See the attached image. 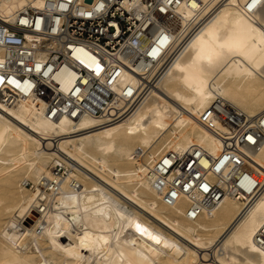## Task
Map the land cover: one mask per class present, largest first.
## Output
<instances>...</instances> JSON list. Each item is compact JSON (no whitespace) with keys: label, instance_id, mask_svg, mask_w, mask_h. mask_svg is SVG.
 Instances as JSON below:
<instances>
[{"label":"bare ground","instance_id":"6f19581e","mask_svg":"<svg viewBox=\"0 0 264 264\" xmlns=\"http://www.w3.org/2000/svg\"><path fill=\"white\" fill-rule=\"evenodd\" d=\"M124 1L148 10L145 0ZM163 1L157 12L180 30L166 49L175 56L123 119L107 124L87 114L49 119L33 93L2 89L0 264H264V186L258 193L264 181V135L257 140L246 135L256 140L248 151L256 185L245 187L248 194L232 186L208 208L198 203L204 197L194 181L195 173L203 172L223 188L222 177L232 164L226 162L217 174L213 169L225 149L201 122L207 107L220 98L247 115L264 110V0ZM24 5L40 8L43 1L0 0V13L9 15ZM193 25L196 31L181 43V31ZM76 54L96 73L101 70L81 51ZM39 73L64 92L77 77L88 81L67 64ZM98 77L105 82L103 74ZM114 81L119 94L128 82L137 83L125 71ZM8 83L27 92L31 80L12 77ZM206 122L223 128L212 112ZM184 150L196 158L194 175L181 182L190 157L183 168L160 177L175 159L166 152ZM157 161L165 166L154 172ZM55 164L68 168L65 176L51 168ZM26 179L32 188L24 186ZM158 179L171 181L172 197L161 196ZM193 201L197 206L190 210Z\"/></svg>","mask_w":264,"mask_h":264},{"label":"built area","instance_id":"2783aa9c","mask_svg":"<svg viewBox=\"0 0 264 264\" xmlns=\"http://www.w3.org/2000/svg\"><path fill=\"white\" fill-rule=\"evenodd\" d=\"M42 1L40 8L24 5L9 15L0 13V74L3 78L0 80V95L4 94L2 89L23 96L33 93L45 104L44 113L49 119L64 115L76 120L80 115L87 114L99 118L102 124L117 122L130 114L148 95L163 69L168 67L175 56L166 49L180 30H176L174 24L157 12L156 7L164 3L163 0H145L148 10L144 12L138 3L128 6L124 0ZM223 1L219 0L220 3ZM169 4L171 1L167 3ZM195 29L193 25L187 31L182 30L181 43L187 42ZM165 32L169 35L167 39H163ZM28 35H34L36 39L28 38ZM154 47L156 50L151 53ZM77 51L84 53L94 63H99L101 70L96 73L90 69L79 59ZM159 59H162L161 62H158ZM63 64L77 69L80 75H87L88 81L82 83L77 77L68 91L64 92L58 82L50 83L44 73H39L41 69L51 71ZM122 71L136 77L137 83L133 85L128 82L123 86L122 94H119L115 92L113 85L114 79ZM99 74H103L105 82L98 77ZM12 77L30 79L27 92L9 84L8 80ZM136 90L133 99L125 104ZM5 101L3 98V102ZM215 103H220V106L216 107ZM229 104L216 98L201 119L224 142V158L218 161V167L213 168L215 173L226 162L232 163L228 175L222 177L223 188L217 183H210L203 172L194 175L193 172L198 168L194 163L196 158L185 150L180 154L175 151L166 152L169 156H175V159L159 174L164 177L172 168H183L185 161L191 157L184 166L187 174L184 171L180 174L181 182L189 174L194 175L195 184L204 197L198 203L205 204L208 208L215 205L225 192L230 193L232 186L248 194L245 187H250L251 190L256 185L255 181H251L254 171L248 168V160L251 159L248 151L264 135V121L260 120L261 116L264 117V111L258 115H247ZM210 112L219 120L222 129H215L210 122H206ZM250 133L255 134L256 140L246 139V135ZM160 164L164 165L163 161ZM160 164L157 161L152 171H160ZM170 182L157 180L155 186L163 194L161 196L172 197L174 188ZM177 184L178 182L174 183ZM192 186L185 188V191ZM263 186L264 181L259 186L258 193ZM214 192L216 195L213 196ZM235 196L238 197V194ZM252 198L253 195L245 205L250 204L255 197ZM190 205V210L197 206L194 201Z\"/></svg>","mask_w":264,"mask_h":264},{"label":"rangeland","instance_id":"374dc122","mask_svg":"<svg viewBox=\"0 0 264 264\" xmlns=\"http://www.w3.org/2000/svg\"><path fill=\"white\" fill-rule=\"evenodd\" d=\"M231 107H233L231 104H229ZM234 108V107H233ZM264 111V110H263ZM263 111H261V112H263ZM260 112V113H261ZM259 114V113H258ZM258 114H254V115H258ZM171 138V137H170ZM139 151H143L142 149H138ZM51 166V165H50ZM54 167V168H53ZM53 167H51L53 170H55L56 169V173H58L59 175H61V176H65L66 175V173H67V167L65 168L64 166H57V164H55ZM58 167V168H57ZM32 185H33V183H32V181L30 180V179H26V182L24 183V186L26 187V188H32ZM51 185V184H50ZM53 185V184H52ZM48 191H50V190H48ZM144 216V215H143ZM5 217V215L3 214L2 216H1V219H3Z\"/></svg>","mask_w":264,"mask_h":264},{"label":"water","instance_id":"95a60500","mask_svg":"<svg viewBox=\"0 0 264 264\" xmlns=\"http://www.w3.org/2000/svg\"><path fill=\"white\" fill-rule=\"evenodd\" d=\"M87 1H89V0H87Z\"/></svg>","mask_w":264,"mask_h":264}]
</instances>
